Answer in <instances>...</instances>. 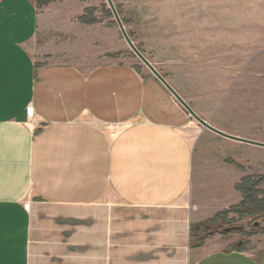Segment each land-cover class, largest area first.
I'll return each mask as SVG.
<instances>
[{
    "label": "crops",
    "instance_id": "crops-1",
    "mask_svg": "<svg viewBox=\"0 0 264 264\" xmlns=\"http://www.w3.org/2000/svg\"><path fill=\"white\" fill-rule=\"evenodd\" d=\"M103 5L0 0V264H264V246L191 237L242 203L243 181L264 196L257 89L171 85L223 135L206 129L127 61Z\"/></svg>",
    "mask_w": 264,
    "mask_h": 264
},
{
    "label": "rangeland",
    "instance_id": "rangeland-1",
    "mask_svg": "<svg viewBox=\"0 0 264 264\" xmlns=\"http://www.w3.org/2000/svg\"><path fill=\"white\" fill-rule=\"evenodd\" d=\"M103 2L110 9L107 0ZM122 2L126 8L120 17L127 21L124 25L127 34L171 88L178 83L207 90L218 82L247 77L243 83L257 89L256 96L261 99L264 112V26H257L264 0H116L114 5ZM110 21L116 23L114 17ZM121 39L126 43L127 61L152 72L131 49L122 32ZM32 47L39 52L38 43ZM210 230L218 232L207 236L205 243L223 235V231H231L225 237L231 239L232 249H238L242 243L241 249L259 254L264 246L261 216L241 219L231 213L227 222Z\"/></svg>",
    "mask_w": 264,
    "mask_h": 264
},
{
    "label": "trees",
    "instance_id": "trees-1",
    "mask_svg": "<svg viewBox=\"0 0 264 264\" xmlns=\"http://www.w3.org/2000/svg\"><path fill=\"white\" fill-rule=\"evenodd\" d=\"M55 0H38V4L40 6H47L51 2ZM117 11L119 15L121 14L120 8L117 6ZM94 10L87 11V16L89 17V22L96 23L99 22L94 16ZM103 14L105 18H113V13L111 9L107 7L106 4L103 5ZM123 24H127L126 20H123ZM257 183L252 180H245L241 185H239L238 189L243 194V201L237 207L230 209L229 211L219 213L214 218L199 223L192 227V240L199 241L198 243H192L194 247H201L204 245L207 236H213L218 232L217 230H210V228L217 226L222 222L228 221V216L231 213H235L240 218H249V217H264V199L261 198L263 193L258 191ZM231 231H223V235L230 233ZM208 234V235H207Z\"/></svg>",
    "mask_w": 264,
    "mask_h": 264
},
{
    "label": "water",
    "instance_id": "water-1",
    "mask_svg": "<svg viewBox=\"0 0 264 264\" xmlns=\"http://www.w3.org/2000/svg\"><path fill=\"white\" fill-rule=\"evenodd\" d=\"M108 5L113 13V16L123 34V36L125 37L127 43L129 44V46L131 47V49L138 55V57L143 60V62L149 67V69L152 71V73L158 78L160 79V81H162V83L169 89V91H171V93L185 106V108L188 109V111L194 116V118L206 129L211 130L215 133L221 134L223 135L221 132L217 131L216 129H214L211 125H209L207 122H205L204 120H202L201 118H199L189 107L188 105L176 94V92L168 85V83L160 76V74L157 72V70L145 59V57L141 54V52H139V50L137 49V47L134 45V43L132 42V40L130 39L129 35L126 32L125 26L123 24V21L121 20V17L117 11L116 6L114 5L113 0H107Z\"/></svg>",
    "mask_w": 264,
    "mask_h": 264
},
{
    "label": "built area",
    "instance_id": "built-area-1",
    "mask_svg": "<svg viewBox=\"0 0 264 264\" xmlns=\"http://www.w3.org/2000/svg\"><path fill=\"white\" fill-rule=\"evenodd\" d=\"M29 112H32V108H29ZM188 115L191 120H195L194 116L191 113L188 112Z\"/></svg>",
    "mask_w": 264,
    "mask_h": 264
}]
</instances>
